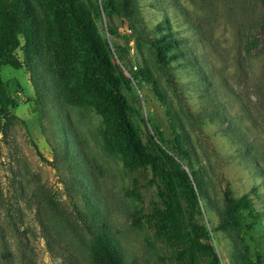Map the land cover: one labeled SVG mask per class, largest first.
I'll use <instances>...</instances> for the list:
<instances>
[{
  "label": "rangeland",
  "instance_id": "374dc122",
  "mask_svg": "<svg viewBox=\"0 0 264 264\" xmlns=\"http://www.w3.org/2000/svg\"><path fill=\"white\" fill-rule=\"evenodd\" d=\"M81 1L100 39L122 55L126 73L149 67L165 93L163 102L143 74L122 88L150 155L128 166V152L109 134L105 117L93 106L70 104L73 134L90 160L80 184L78 164L63 155L62 144L73 145L74 137L61 130L62 113L36 98L24 52L17 49L22 67L3 64L0 70L7 94L15 99L12 112L19 117L0 131V201L7 203L1 211L8 201L24 209L22 227L29 225L38 235L31 238L38 264H64L43 236L37 212L42 199L45 223L76 252V264H93L88 226L102 221L126 264H178V241L203 230L210 236L202 239L214 247L219 264L246 259L264 264V0H136V30L122 17H106L100 0ZM162 29L172 33L182 51L166 65L155 62L146 40ZM37 65L54 95L53 69L47 61ZM179 137L189 146L185 162L201 173L209 194L198 195L195 210L181 195L177 205L157 158L155 141L168 150ZM19 183L25 184L22 193ZM226 188L251 198L260 213L253 228H218ZM162 222L176 224L178 236L167 237L159 229Z\"/></svg>",
  "mask_w": 264,
  "mask_h": 264
},
{
  "label": "trees",
  "instance_id": "16d2710c",
  "mask_svg": "<svg viewBox=\"0 0 264 264\" xmlns=\"http://www.w3.org/2000/svg\"><path fill=\"white\" fill-rule=\"evenodd\" d=\"M100 3L106 17H122L136 30V23L140 19L136 0H100ZM109 30L111 34L115 33L113 26ZM146 40L159 65L169 64L181 55L177 40L170 31L162 29L159 35L146 37ZM17 49L24 52L36 98L41 104L50 101L53 108L62 113L64 120L61 130L66 136L74 137L73 145L70 141L62 144L63 155L68 163H75V167L78 164L75 173L79 175L80 184L86 181L81 174H87L90 160L84 145L73 134L68 112L70 104L93 106L105 117L111 127L109 134L128 152L124 156L128 166L134 165L136 159L143 161L149 157L132 122L131 106L122 88L131 85L143 74L163 102H166L165 93L149 67L137 71L130 68V74L126 73L122 55L117 54L108 41L101 40L97 35L92 18L81 0H0V70L3 64L22 67V61L16 54ZM41 61L49 62L54 71L53 83L58 86L57 91L54 88V95L42 78L41 69H38L37 63ZM197 72L202 78L205 77L200 70ZM14 105L15 99L7 94L6 83L0 73V131L4 133L19 120L12 112ZM150 137L155 139L156 136L152 134ZM155 146L159 149L157 158L162 163L163 178L172 197L180 206L179 195L184 196L192 210H195L198 195L207 198L209 194L205 190V179L201 173L193 169L190 162H185L190 154L189 146L187 148L180 137L179 144L174 148L165 150L156 141ZM24 187L25 184L19 183L21 193L25 191ZM42 201L38 204V220L43 226L48 248L63 256L64 264H76V252L62 245L58 240V237L62 238L59 230L45 223L40 209ZM3 202L7 204L6 201H0V205ZM8 205L4 212L0 209V264H38V256L31 243V238L36 239L38 236L36 231L29 225L22 227L24 209L18 210L10 201ZM219 216L218 228L235 231L253 228L260 219V213L255 210L251 198L247 194L236 196L230 188L223 192ZM95 223L88 226L92 235L89 245L91 262L126 264L106 223ZM175 225L173 222H162L159 229L167 237H176L179 229ZM209 236L208 231L203 230L187 239H180L175 254L178 264H219L214 247L202 239ZM242 264L254 263L246 259Z\"/></svg>",
  "mask_w": 264,
  "mask_h": 264
}]
</instances>
